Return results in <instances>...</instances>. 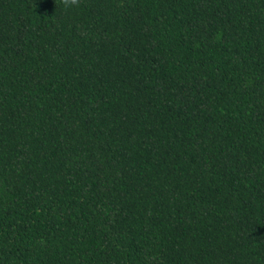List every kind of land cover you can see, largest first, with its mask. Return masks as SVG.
<instances>
[{"label":"trees","instance_id":"16d2710c","mask_svg":"<svg viewBox=\"0 0 264 264\" xmlns=\"http://www.w3.org/2000/svg\"><path fill=\"white\" fill-rule=\"evenodd\" d=\"M0 264H264V0H0Z\"/></svg>","mask_w":264,"mask_h":264}]
</instances>
